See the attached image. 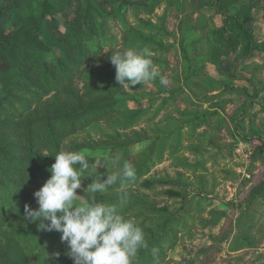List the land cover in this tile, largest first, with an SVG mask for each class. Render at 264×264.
<instances>
[{
	"label": "rangeland",
	"instance_id": "rangeland-1",
	"mask_svg": "<svg viewBox=\"0 0 264 264\" xmlns=\"http://www.w3.org/2000/svg\"><path fill=\"white\" fill-rule=\"evenodd\" d=\"M138 1L127 0L120 17L112 13L99 18L100 36L94 45L101 44L103 50L88 69L110 64L107 54L111 51L129 49L125 38L135 31L154 42L148 46L154 53L151 59L169 84L161 85L157 77L124 88L120 99L128 100L131 110L144 112L134 124L128 115H113L63 138L62 150L82 151L89 160L77 203H91L94 198L115 204L126 194V202L118 209L126 219L136 221L146 241L160 232L166 220L160 212L176 217L177 226L161 250L162 260L154 264H264V203L249 208L255 189L264 183V54L256 52L251 60H241L245 40H236L234 23L226 24L216 8L205 9L201 16L194 15V24L202 17L214 21L221 32L226 24L228 31L221 34L220 43L211 42L203 50V79L188 81L192 71L181 51L179 8L166 2L147 16L139 13ZM10 2L0 0V26L7 29L14 27ZM230 10L241 12L235 7ZM253 17L250 27L260 44L264 42V8L254 10ZM57 18L65 32L75 17L59 13ZM133 43L138 49L140 41ZM34 53L54 65L60 56L55 49ZM248 65L252 66L245 69ZM104 76L115 78V66ZM72 86L77 93L84 90L78 78ZM207 114L210 125L203 122L202 127H194ZM125 161L136 169L134 180L123 186L118 182L102 194L87 191L95 179L104 182L110 174L121 172ZM17 177L12 171L10 178ZM69 251L68 246H51L41 264H66L71 259Z\"/></svg>",
	"mask_w": 264,
	"mask_h": 264
},
{
	"label": "trees",
	"instance_id": "trees-1",
	"mask_svg": "<svg viewBox=\"0 0 264 264\" xmlns=\"http://www.w3.org/2000/svg\"><path fill=\"white\" fill-rule=\"evenodd\" d=\"M10 1L14 27L0 26V80L3 83L0 89V264H41L42 255L49 247L68 245L62 242L61 233L39 230L37 223L26 221L25 205L38 210L34 193L50 178L49 169L55 163L54 155L62 150L63 138L113 115H128L134 124L144 112L131 110L129 101L120 99L124 88L115 78H105L104 74L114 66L111 62L88 69L103 50L101 44L94 45L100 36L99 18L112 13L120 17L127 0H42L39 5L34 0ZM166 2L179 8L182 16L178 33L181 51L192 71L188 81L203 79V50L211 42H221V34L228 31V22H233L238 31L236 40H245L241 60H251L256 52L264 54V42H255L250 27L254 21L253 11L263 9L264 0H139L137 9L141 14L152 16ZM117 3H120L118 7ZM234 7L241 12H232L230 9ZM210 8H216L227 20L222 32L217 30L214 21L206 18L201 17L194 24V15L201 16ZM59 13H71L75 17L65 32L57 18ZM54 32H58L59 37ZM136 40L140 41L138 49L154 46L152 39L135 31L125 38V45L133 48ZM54 49L60 52L55 65L34 53L36 50L51 53ZM221 51L226 53L223 48ZM77 78L84 83L82 93L73 89L72 83ZM52 93L55 94L51 99L43 100ZM210 119L209 114L201 116L194 127H202L203 122L210 125ZM12 171L18 176L14 180L10 178ZM259 201L264 203V183L255 189L249 208ZM115 204L119 207L121 198ZM160 214L166 220L160 232L147 241L148 248L139 250L135 264H154L162 260L163 244L178 219L167 212ZM153 247L158 249L155 258ZM66 264H74L73 259L66 260Z\"/></svg>",
	"mask_w": 264,
	"mask_h": 264
},
{
	"label": "clouds",
	"instance_id": "clouds-1",
	"mask_svg": "<svg viewBox=\"0 0 264 264\" xmlns=\"http://www.w3.org/2000/svg\"><path fill=\"white\" fill-rule=\"evenodd\" d=\"M153 55L148 47L110 55L120 87L141 85L157 77L161 85L168 86V78L151 59ZM54 157L51 177L34 193L38 210L25 205V220L37 223L39 230L61 233L74 264H135L139 250L148 248L143 229L134 219H126L116 204L95 202L94 198L91 203H77L81 178L90 168L84 152L60 150ZM135 178V167L125 161L121 172L110 174L104 182L95 179L87 191L102 194L118 182L123 186ZM126 199V194L121 196V203ZM157 252L153 247L154 258Z\"/></svg>",
	"mask_w": 264,
	"mask_h": 264
}]
</instances>
